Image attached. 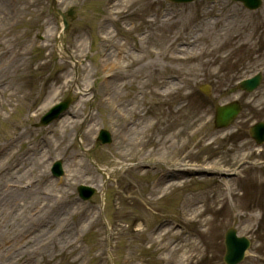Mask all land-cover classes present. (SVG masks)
I'll list each match as a JSON object with an SVG mask.
<instances>
[{"label": "rangeland", "instance_id": "1", "mask_svg": "<svg viewBox=\"0 0 264 264\" xmlns=\"http://www.w3.org/2000/svg\"><path fill=\"white\" fill-rule=\"evenodd\" d=\"M113 1L58 0L68 20L61 41L79 66L75 85L66 52L55 49L53 37L63 23L52 0H0V153L5 154L0 171L9 162L0 186L7 190L8 184L46 181L12 199L0 196V205L13 202L7 214L0 209V258L10 247L1 246L3 241L11 238L16 252L5 264H225L224 236L235 227L255 243L242 264H264V206L257 227L241 219L251 212L253 194H264V146L249 135L253 123L264 121V89L252 96L237 87L264 66V0L255 12L228 0L187 5L117 0L116 11ZM110 12H117L116 21L109 19ZM212 14L221 15L219 24ZM249 26L256 28L257 38L247 48H234L233 36L249 35ZM105 35L110 43L103 42ZM213 48L220 50L208 52ZM172 55L193 59L172 61ZM171 75L181 79L169 83L165 78ZM203 85L211 87L210 97L201 93ZM168 89L171 95L158 98ZM71 90L77 98L71 114L48 128H35ZM236 99L242 115L231 129L216 131L215 106ZM178 100L181 105L174 108ZM91 102L90 122L79 139ZM121 102L133 120L129 132L112 111ZM100 127L117 136L116 146L96 141ZM196 128L200 132L193 135ZM36 145L38 152L32 150ZM141 150L149 154L144 161L158 170L127 168L129 162L139 165ZM58 160L70 179L65 183L50 177ZM182 165L199 170L150 190L160 169L170 173ZM235 171L246 178H225ZM82 184L97 190L94 203L76 198ZM214 195L223 208L214 204ZM113 197L118 205L111 204ZM99 208L104 209L100 219ZM185 212L186 221L181 219ZM176 223L183 228H174Z\"/></svg>", "mask_w": 264, "mask_h": 264}, {"label": "bare ground", "instance_id": "2", "mask_svg": "<svg viewBox=\"0 0 264 264\" xmlns=\"http://www.w3.org/2000/svg\"><path fill=\"white\" fill-rule=\"evenodd\" d=\"M216 23L219 24V22L216 20ZM215 23V24H216ZM251 26V25H250ZM249 26V29H252L253 27H250ZM260 34L258 33V37ZM253 38H257V35L255 34V29L253 28V32H251L249 35L247 34H239L237 33L236 35L233 36V45H234V48H247L249 45H251V39ZM59 48L61 49L62 46L59 45ZM121 51H123L122 48H120ZM220 49H210L208 52H214V53H217L219 52ZM183 51V50H181ZM196 57H199L196 53ZM181 57H175L173 56L171 58L172 61H176V60H180ZM191 59V58H189ZM189 59L187 61H189ZM185 62H187L185 59H184ZM12 167V166H11ZM0 190H2V193H0V196L3 195L5 196L6 198H11L13 196H17V191H13V190H3L2 186H0ZM31 192V191H29ZM4 197V198H5ZM12 199V198H11ZM252 199L253 200V204H252V207H251V212L250 213H244L242 216H241V219L245 222H250V228H255L258 226V224H256L257 222H259V220L262 219L263 217V214H262V210H263V206H264V194H259V193H255L253 194L252 196ZM212 201L214 202V204H218V203H221L222 205V208L224 207V202H221L220 201V197L219 196H216L214 195L212 197ZM10 203H13L11 201H6L5 204L3 205H0V209H3V213L7 214V211H8V208L10 206ZM56 209L57 211L59 210L58 208H54ZM220 210V209H219ZM206 211H201L200 214H204ZM56 219H57V216H56ZM252 222H255V223H252ZM205 224L208 223V220L207 221H204ZM253 224V225H252ZM255 225V226H254ZM20 236H17V238L15 237V239H19ZM11 241H13L11 238H8L7 240H4L2 245L3 246L4 244H9L10 243V247L7 248L5 250V252H2V256L3 258H0V264H5L4 262V259H6L5 261L7 262V260H11L12 259V256L15 254L16 252V244L12 243ZM18 245H20V241L18 243ZM32 259V258H31Z\"/></svg>", "mask_w": 264, "mask_h": 264}, {"label": "water", "instance_id": "3", "mask_svg": "<svg viewBox=\"0 0 264 264\" xmlns=\"http://www.w3.org/2000/svg\"><path fill=\"white\" fill-rule=\"evenodd\" d=\"M252 1H256V0H252ZM254 83H256V81H254ZM237 111H238V109L236 106L219 107L218 108V122L220 121V124H222V125L227 124L229 122V120L236 115ZM235 240H236V238L234 236V232H230L228 235L229 243H231L232 241H235Z\"/></svg>", "mask_w": 264, "mask_h": 264}]
</instances>
